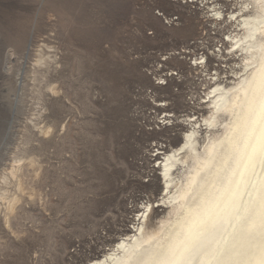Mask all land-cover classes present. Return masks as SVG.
Instances as JSON below:
<instances>
[{
    "label": "rangeland",
    "instance_id": "1",
    "mask_svg": "<svg viewBox=\"0 0 264 264\" xmlns=\"http://www.w3.org/2000/svg\"><path fill=\"white\" fill-rule=\"evenodd\" d=\"M253 11L252 0H0V264H93L141 222L155 229L177 190L160 163L208 115L214 83L241 72L230 37Z\"/></svg>",
    "mask_w": 264,
    "mask_h": 264
},
{
    "label": "bare ground",
    "instance_id": "2",
    "mask_svg": "<svg viewBox=\"0 0 264 264\" xmlns=\"http://www.w3.org/2000/svg\"><path fill=\"white\" fill-rule=\"evenodd\" d=\"M252 2L230 37L241 72L229 85L214 83L208 115L160 163L165 190L177 188L166 197L167 216L152 230L141 222L93 264H264V0Z\"/></svg>",
    "mask_w": 264,
    "mask_h": 264
},
{
    "label": "snow or ice",
    "instance_id": "3",
    "mask_svg": "<svg viewBox=\"0 0 264 264\" xmlns=\"http://www.w3.org/2000/svg\"><path fill=\"white\" fill-rule=\"evenodd\" d=\"M215 51V50H214ZM208 55H211V53H209ZM193 63H197L196 61H193ZM200 63H207V57H205V59L201 60ZM52 130L49 129V132H51Z\"/></svg>",
    "mask_w": 264,
    "mask_h": 264
}]
</instances>
